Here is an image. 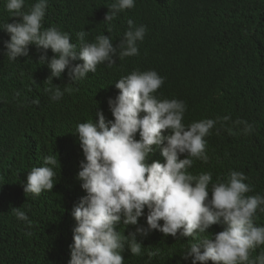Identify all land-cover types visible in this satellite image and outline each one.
Wrapping results in <instances>:
<instances>
[{"label":"clouds","instance_id":"clouds-1","mask_svg":"<svg viewBox=\"0 0 264 264\" xmlns=\"http://www.w3.org/2000/svg\"><path fill=\"white\" fill-rule=\"evenodd\" d=\"M195 1L199 0H178L182 7ZM135 2L114 0L103 22L110 25ZM63 4L49 20L48 0H35L27 11L25 0H5L14 21L0 25V30L10 37L4 43L9 62L27 59L29 51L36 54L32 46L44 53L51 50V59L42 55L39 61L44 64L47 59L46 92L51 101L75 91L69 85L88 74L96 94L88 111L68 113L66 126L60 125L50 144L54 147L58 141V149L43 158L42 166L33 167L19 187L29 199L51 192L57 166L60 169L56 154L73 141L76 162L68 167H74L78 189L68 200L59 186L62 200L54 207L70 218L73 242L63 251L68 264H264V250L251 255L264 246V226L254 223L257 212L264 213V194L254 190L264 169L245 155L231 169L226 151L239 146L223 131L228 114L253 109L264 96V48L259 52L264 26L252 41L246 34L249 18L237 17L243 31L231 36L228 19L200 18V12L185 11L172 18L173 49L149 37L158 52L143 55L138 43L147 29L131 19L117 46L104 34L87 42L84 30L76 34L77 46L71 36L78 19L62 10ZM181 33L190 37L181 40ZM125 58L130 62L122 61ZM170 58L182 61L186 74L174 77L167 65ZM105 65L111 66L113 78L101 80L97 66ZM227 74L239 76V83H228ZM67 77L69 85L52 84L53 78L64 84ZM218 80L228 95L241 96L238 105L231 107L207 94L204 114L188 116L191 91L198 94L200 83L210 88ZM31 119L20 113L14 125ZM235 123L243 124L245 133L252 130L246 121ZM4 207L0 206V240L6 216L14 217L16 224L17 219L31 223L15 201L6 211ZM127 226L134 228L126 236Z\"/></svg>","mask_w":264,"mask_h":264},{"label":"trees","instance_id":"trees-1","mask_svg":"<svg viewBox=\"0 0 264 264\" xmlns=\"http://www.w3.org/2000/svg\"><path fill=\"white\" fill-rule=\"evenodd\" d=\"M113 2L114 0H77L73 4H63L64 0H48L45 17L53 20L63 4L62 10L78 19L71 36L74 44L79 46L76 34L84 30L88 32L85 38L87 42H95L98 35L104 34L110 36L114 47L119 44L127 31V21L131 19L137 26L144 25L147 29L144 40L138 43L139 51L143 55L158 52L152 46L149 37H156L168 49H173L174 43L170 37L172 18L180 13L185 15V11L200 12V18L228 19V33L231 36H240L243 31L237 25V17L249 18L251 21L246 34L252 41L257 36V30L264 26V0H199L193 2L190 7H182L178 0H136L133 8L119 13L109 25L103 20ZM33 3L35 0H25L24 11H27ZM13 21L14 18H10V14L5 10V0H0V25ZM46 23L50 24L47 20ZM56 25L59 26V22H56ZM109 27H111L110 32H108ZM189 37L190 35L183 33L179 35L181 40ZM9 39V35L0 30V206H5L4 211H6L10 202L15 201L17 208L21 207L26 212L31 223L17 219L16 224L14 217L10 215L5 217L6 231L4 238L0 240V264H68L63 251L66 245L73 242L69 233L70 218L66 212H56L54 207L62 200L59 186L63 185L68 200L74 197L78 189L73 175L74 167H68V163L76 162L73 141L63 145L64 151L56 154L60 169L57 166V183L51 192L29 199L22 196L19 187L33 167L42 166L43 158L54 154L58 149V141L54 143V147L50 144L60 125L66 126L68 113L88 111L96 94L90 85V74L73 84L68 77L64 84L60 78H53L54 86L64 87L71 84L69 86L76 90L65 92L59 101H51L46 92L50 87L46 80L50 75L47 59L53 56L51 50L44 53L32 46L36 54L29 51L27 59L19 57L16 62H9L4 55L6 51L4 43ZM262 47L264 48V34L259 46L260 53ZM42 55L47 57L44 64L39 63ZM122 61L129 63L130 59L125 58ZM257 61L258 59H255L254 62ZM167 65L172 69L174 77L187 72L182 61L170 58ZM110 68L111 66L107 65L100 68L97 66L96 74L101 80L103 77L111 79L113 75ZM224 78L234 85L240 80L239 76L233 74H227ZM199 86L198 94L195 90L191 91L188 116L197 117L204 114L207 94L213 100L225 102L231 107L237 106L241 99V96L228 95L219 80L210 88L204 83H200ZM37 99L39 104L32 103ZM20 113L22 118L37 119L14 125V118ZM227 117L229 119L224 121L223 131L240 149L226 151L227 165L231 169L237 168L245 155L264 169V96L257 107L232 111ZM238 120L246 121L251 125L252 130L245 133L244 125L235 123ZM254 190L264 194V171ZM254 223L256 226H264V213L257 212ZM119 227L121 228L119 231L123 232L122 225ZM133 228L134 226L124 228V235L127 236ZM137 240L141 242V237L138 236ZM262 250L264 246L256 249L251 254L252 257Z\"/></svg>","mask_w":264,"mask_h":264}]
</instances>
